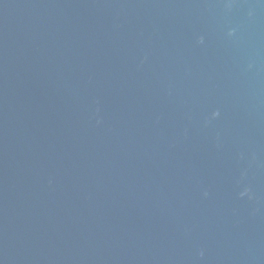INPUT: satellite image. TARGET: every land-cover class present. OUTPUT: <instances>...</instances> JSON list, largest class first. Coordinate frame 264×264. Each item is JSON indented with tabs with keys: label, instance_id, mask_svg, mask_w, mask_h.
Returning a JSON list of instances; mask_svg holds the SVG:
<instances>
[{
	"label": "water",
	"instance_id": "95a60500",
	"mask_svg": "<svg viewBox=\"0 0 264 264\" xmlns=\"http://www.w3.org/2000/svg\"><path fill=\"white\" fill-rule=\"evenodd\" d=\"M0 264H264V0H0Z\"/></svg>",
	"mask_w": 264,
	"mask_h": 264
}]
</instances>
